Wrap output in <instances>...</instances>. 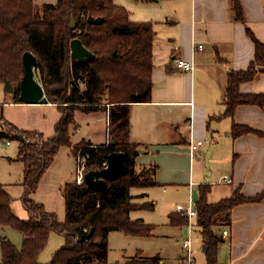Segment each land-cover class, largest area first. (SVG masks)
Returning a JSON list of instances; mask_svg holds the SVG:
<instances>
[{
	"label": "trees",
	"instance_id": "1",
	"mask_svg": "<svg viewBox=\"0 0 264 264\" xmlns=\"http://www.w3.org/2000/svg\"><path fill=\"white\" fill-rule=\"evenodd\" d=\"M232 2L235 20L242 21L239 0ZM71 17L75 18V29L71 28ZM88 17L101 18L102 23H89ZM247 33L255 44V56L248 69L229 73L223 97L225 115L231 116L242 104L264 106V93L240 91V86L254 80L264 66V43L249 29ZM155 35L153 22L131 21L129 11L114 4L113 0H57L55 4L41 6L34 0H0V83L10 82L14 88L12 102L22 103L19 98L24 75L22 58L29 51L37 57L35 73L48 102L57 105L62 114L50 138L35 130H21L0 117V141L19 143L16 160L24 165L22 203L29 214L28 219L14 214L13 198L0 183V228H14L23 236L21 247L8 239L1 240L0 264H43L39 256L53 231L66 238V245L48 264H109L111 232L119 231L132 237L152 236L156 225L133 219L131 213L154 210V202H137L138 197L146 194H133L132 189L159 185L158 165L153 162L137 164V157L147 147L131 142L129 134L130 105L152 101ZM76 38L93 53L92 61L79 63L72 59L70 43ZM101 109L108 110L110 142L93 145L83 139L75 143L76 111L90 113ZM250 132L263 134L246 125L233 124L231 129L235 138ZM61 147L71 150L76 167L84 160L85 172L103 168L112 152L125 153L127 167L124 176L106 181L101 191L84 182L78 184L77 178L66 183L61 189L66 215L62 223L55 213L46 212L43 204L30 197ZM197 190L196 223L206 246V261L217 264L219 246L223 242L217 230L229 226L233 207L261 201L264 190L248 197L237 189L229 198L216 203L207 199L210 185L201 184ZM169 224L185 228L188 218L174 212L170 214ZM158 260V257L143 260L137 254L117 264H158Z\"/></svg>",
	"mask_w": 264,
	"mask_h": 264
},
{
	"label": "crops",
	"instance_id": "2",
	"mask_svg": "<svg viewBox=\"0 0 264 264\" xmlns=\"http://www.w3.org/2000/svg\"><path fill=\"white\" fill-rule=\"evenodd\" d=\"M54 1L41 3L55 4ZM163 1L167 4L165 18L173 17L169 25L172 31L167 36L171 44L160 37L162 46L153 47L152 101L130 105L129 140L148 149L137 157V164L158 165L159 185L149 188L148 195L155 199L154 206L160 202L166 205L171 226L169 219L176 212L174 205L181 201V205L187 206L192 191L198 192L201 184L211 187L207 196L210 203L229 198L237 189L248 197L264 190V106L242 104L230 116L224 114L223 103L229 73L248 69L255 56V44L247 30L264 43V0H239L242 21L235 20L232 0ZM195 44L203 48L194 50ZM175 57L194 61L192 72L177 70ZM261 69L262 73L254 80L240 86L242 93H264V66ZM23 104L11 102L14 114L6 120L21 130L43 134L40 129L45 124L49 129L45 138L54 136L55 125L62 116L57 105ZM23 108L34 112L37 118L25 115ZM107 109L105 139L101 133L96 139L97 133L91 129L84 138L93 145L110 142ZM90 113L76 111L73 139L80 130L90 128L92 120L87 118ZM233 124L246 125L263 134L250 132L235 138L231 133ZM191 141H203L194 155L189 148ZM226 178L232 182L227 183ZM171 188L176 189L172 194ZM155 189H161L163 197L157 196ZM12 210L16 214L13 203ZM173 228L187 235L188 226ZM224 230L228 231L226 237ZM217 234L223 238L217 264H264V198L233 207L229 226L217 230ZM201 240L202 264H208L206 246ZM137 254L143 260L153 258L143 256L141 251ZM154 257L159 258L158 264H164L159 256ZM185 259L186 254L180 264Z\"/></svg>",
	"mask_w": 264,
	"mask_h": 264
},
{
	"label": "rangeland",
	"instance_id": "3",
	"mask_svg": "<svg viewBox=\"0 0 264 264\" xmlns=\"http://www.w3.org/2000/svg\"><path fill=\"white\" fill-rule=\"evenodd\" d=\"M34 1H36L37 6H41L43 4L41 2H45V0ZM113 2L129 11L131 21H150L154 23L156 31L154 45L156 47L162 46L160 37L165 39V43L171 44L167 36L172 31L169 25L173 17H169V19L165 18L166 2L143 3L137 0H113ZM52 3H56V1ZM36 78L39 81L37 76ZM4 86V83H0V117L10 120L14 114L13 109H15L10 105L13 94L6 92ZM23 112L25 115L33 117V119L37 118V115L27 110V108H23ZM91 113V115L87 116L88 119L92 120L90 128L87 127L88 130L84 129L76 133L73 139L75 143L87 138L89 129L97 133L96 139L100 138L101 134H103V138L105 139L106 124L104 111L101 109ZM87 118L84 119L87 120ZM14 120L16 119L14 118ZM79 124H83V121H79ZM40 130L44 134L49 133V129H47L45 124L43 125V129ZM18 147L19 143L16 140L0 141V183L4 185L13 197L15 215L22 219H28L29 214L22 203L24 165L22 162L16 160L19 152ZM77 172L78 167H76V161L71 150L68 147H61L54 162L42 176L37 190L30 196L35 202L43 204L46 212L55 213L57 220L61 223L66 219L65 203L61 195V189L66 183H70L77 178ZM166 189L169 190V187H166ZM155 191L159 193L157 196L161 195V189H155ZM173 191H176V189L171 188L170 193L172 194ZM132 193L146 194L144 197H138L137 202H154L155 200L149 198V188H133ZM179 203L183 204L181 201ZM156 204L154 210H138L131 213L132 218H139L146 223L156 225L155 231L152 234L153 237H132L119 231L110 233L107 259L109 264L125 263L135 257L137 251H141L143 256L147 257L159 256L164 264L181 263V258L186 254V250L182 248L183 239L187 238V235L185 236L184 232L180 229L177 230L169 226L167 219L168 208L164 204L162 206L161 202L158 205ZM174 206V211H176V205ZM4 239H8L17 247H21L23 236L14 228H0V263L2 262L1 240ZM201 241L199 239L193 243L192 250L195 264H202L204 261V253L199 244ZM65 245L66 238L63 235L56 231L51 232L47 245L39 256V261L43 264L50 263L53 255Z\"/></svg>",
	"mask_w": 264,
	"mask_h": 264
},
{
	"label": "water",
	"instance_id": "4",
	"mask_svg": "<svg viewBox=\"0 0 264 264\" xmlns=\"http://www.w3.org/2000/svg\"><path fill=\"white\" fill-rule=\"evenodd\" d=\"M87 21L92 24H101V18L88 17ZM71 28H76V21L71 17ZM71 57L79 63H86L94 59V55L89 51L80 39H73L70 43ZM24 75L20 82L19 98L22 103L28 105L48 104V99L42 85L35 76V69L38 64L37 57L27 51L23 54ZM4 90L8 93H13V85L5 81ZM115 144V140L112 142ZM126 155L123 152H112L108 155L105 166L101 169L90 170L84 174V183L96 191H101L106 187V181L118 179L126 174ZM191 199L193 202L198 201V192L192 191ZM187 234V229L185 230Z\"/></svg>",
	"mask_w": 264,
	"mask_h": 264
},
{
	"label": "built area",
	"instance_id": "5",
	"mask_svg": "<svg viewBox=\"0 0 264 264\" xmlns=\"http://www.w3.org/2000/svg\"><path fill=\"white\" fill-rule=\"evenodd\" d=\"M202 45H194L193 49H202ZM175 50H178L175 48ZM174 67L177 70H182L185 72H192L194 69V61H187L181 57H175L174 59ZM203 141H191L189 143V148L191 150V153L194 155L195 153L198 152L199 148L202 146ZM85 166H84V160L80 161L78 165V172H77V183L81 184L84 182V174H85ZM227 183H231L232 180L231 178H226ZM176 212L185 215L188 218V231H187V238L184 239L183 241V249L186 250V259L184 264H195L194 262V257H193V243L195 240L201 239V234H200V227L196 223L197 219V208L195 202L190 200V203L185 206L178 204L176 205ZM228 234L227 230L223 231V236L226 237Z\"/></svg>",
	"mask_w": 264,
	"mask_h": 264
}]
</instances>
